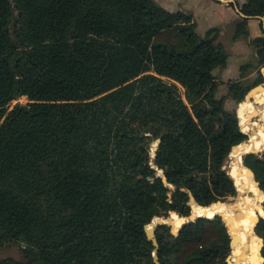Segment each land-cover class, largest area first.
<instances>
[{"label":"trees","instance_id":"trees-1","mask_svg":"<svg viewBox=\"0 0 264 264\" xmlns=\"http://www.w3.org/2000/svg\"><path fill=\"white\" fill-rule=\"evenodd\" d=\"M239 10L234 37L264 16V0ZM218 31L200 35L154 0H0V246L23 244L31 259L0 264H155L146 224L168 210L187 217L189 193L197 207L236 193L224 163L246 135L216 97L213 71L229 57ZM249 44L264 65V36ZM242 78L227 87L237 103L262 80ZM142 133L161 137L166 183ZM243 163L264 192V153ZM249 212L264 238L261 207ZM213 215L176 235L157 226L158 261L228 264L232 237Z\"/></svg>","mask_w":264,"mask_h":264},{"label":"bare ground","instance_id":"bare-ground-1","mask_svg":"<svg viewBox=\"0 0 264 264\" xmlns=\"http://www.w3.org/2000/svg\"><path fill=\"white\" fill-rule=\"evenodd\" d=\"M252 91H250L247 96L251 97ZM236 111L241 129L247 133L248 138L238 146H234L229 154V161L226 169L233 182H236L237 185V194L234 199L227 204H217L218 202L212 203L209 207H197L193 204L194 201L191 200L189 204L190 206L193 204L194 213L192 212L191 214L190 210L189 214L185 215L187 217H182V215L171 211L168 213L167 218L164 216L161 217V221L166 222L173 228H177L180 225L178 228L179 230L188 220H196L202 215L225 214L229 217L230 226L226 220L223 218L222 220L226 222L228 233L235 242L236 239H234V235H236L238 240L236 249L234 251L232 250L231 264H259V261L261 264L262 260L259 254L261 239L254 234V217L249 212V208L252 205H257L258 200L264 198V193L256 186L255 179L252 178L253 175L247 169H245L246 172L251 174L252 177L247 179L244 178L243 171L240 169V158L245 152L257 149L264 150V89L253 91V101L249 99L240 101L239 104H237ZM255 113L258 119L252 121L250 114ZM245 186L250 188L242 190L241 188ZM156 220L157 219L154 218L148 223V226L153 228ZM171 226L170 229L172 233L178 232V230L174 232ZM230 229L234 232V235L230 232ZM234 245L235 243L232 245V248Z\"/></svg>","mask_w":264,"mask_h":264},{"label":"crops","instance_id":"crops-1","mask_svg":"<svg viewBox=\"0 0 264 264\" xmlns=\"http://www.w3.org/2000/svg\"><path fill=\"white\" fill-rule=\"evenodd\" d=\"M170 12L180 11L191 17L195 31L202 35L208 29L217 28V42L227 50L229 62L221 69L226 80L239 75L238 62L249 56L255 57L249 41L264 36V16L250 17L245 27V35L234 37L236 23L244 16L240 10L245 0H154ZM235 64H230V62ZM264 70V68H263ZM264 74V71H263Z\"/></svg>","mask_w":264,"mask_h":264},{"label":"rangeland","instance_id":"rangeland-1","mask_svg":"<svg viewBox=\"0 0 264 264\" xmlns=\"http://www.w3.org/2000/svg\"><path fill=\"white\" fill-rule=\"evenodd\" d=\"M235 30V29H234ZM251 41V40H250ZM249 41V42H250ZM250 45V44H249ZM251 46V45H250ZM251 48L254 50V53H255V49L253 48V46H251ZM226 50V49H225ZM227 51V50H226ZM229 62V58L227 59V63ZM227 63H226V65H227ZM235 64V62H233V59H232V62H230V64ZM259 63H258V57H257V55H256V53H255V57H252V56H249V57H247V58H244V60H242V61H240V62H238V68H239V75H238V77H236V78H232V79H229V80H226L227 78H226V73L221 69L222 67H224V66H221V67H217L214 71H213V74H214V76H215V79H216V81L217 82H219L220 84H219V87H218V90H217V93H216V97L217 98H220V99H222V101H223V108L225 109V110H228V111H236V107H237V102L235 101V100H233L232 98H231V96L229 95V93H228V91H227V87H228V84H229V82H231V81H234V80H238V79H240V75L241 74H243L244 75V78H242V83H244V84H246V85H252V84H254V83H256V81L258 80V78H259V74L261 75V78H262V74H261V70H263V68H264V65H260V66H258V67H255V66H257ZM225 65V66H226ZM246 65H250V68H246V69H241V67H243V66H246ZM264 71V70H263ZM263 80V79H262ZM262 80H261V82H262ZM256 90H259L258 88H256V89H254L253 91H256ZM253 91L251 92V94H252V96L251 97H249V96H247L246 97V99H249V100H251V101H253ZM182 92H183V90H182ZM243 100H244V98H243ZM243 100H241V101H243ZM17 101H19L20 103H26L27 102V99H26V97H21V98H19L18 100H16V101H12L10 104H9V108H11ZM236 114H237V111H236ZM257 117L256 116V113L255 114H250V117ZM237 117H238V114H237ZM255 119H257V118H255ZM238 120H239V117H238ZM239 125H240V123H239ZM240 127H241V125H240ZM146 134V133H145ZM247 134V133H246ZM147 136H149V141H148V144H147V154H149V151H150V146L152 145V143H154V141H155V139H156V137H151L149 134H146ZM248 138V137H247ZM245 141V140H244ZM237 146V145H236ZM251 151H253V150H251ZM255 151V150H254ZM261 151H264V150H261ZM248 152H250V151H248ZM263 153H259V154H257V155H259V156H261ZM246 156V155H245ZM244 156V157H245ZM244 157H243V160H244ZM226 164L224 163V166H225ZM241 167H243V168H241ZM240 169H241V171H243V176H244V178L245 179H247V178H249V177H251V174H249L248 172H246V170L245 169H249V168H247L245 165H244V163H241V161H240ZM157 174H159V175H163V173H162V171L159 169V171H156V175ZM253 178V177H252ZM254 179H255V177H254ZM253 179V180H254ZM256 180V179H255ZM235 183V185H236V182H234ZM256 183V182H255ZM170 186V188L171 189H173L174 188V186H171V185H169ZM236 187H237V185H236ZM247 188H250V187H248V186H245L244 188H241L242 190H244V189H247ZM241 190V191H242ZM259 190H260V188H259ZM261 191V190H260ZM264 193V192H263ZM167 195L168 196H170V192H168L167 193ZM235 195H236V193L234 194V195H229V196H226V197H221V198H219V200L221 201V202H218L217 204H221V203H223V204H227L228 202H231L233 199H234V197H235ZM237 199H238V196H237ZM264 198L263 199H259L258 200V204L257 205H252L251 207H252V211L254 212V208H256V207H261V211L262 212H260V213H262V214H264ZM237 201V200H236ZM263 201V202H262ZM214 203H216V202H214ZM193 204H198V205H200L196 200L193 202ZM193 204H191V206L189 205V201L187 202V206H188V209H190L191 210V207H192V209H193ZM197 206V205H196ZM187 209V210H188ZM189 210V211H190ZM170 211H174V212H176L175 210H168V211H166L165 212V215H167ZM187 212V211H186ZM176 213H178V212H176ZM178 214H180V213H178ZM192 214V213H191ZM215 215L216 216H219V218H220V221L224 224H226V222L229 224V226H230V223H229V217H227L225 214H219L218 215V213L217 214H214L213 216L215 217ZM226 220V222L225 221H223L222 220V217ZM253 216V215H252ZM255 216H256V214H255V212H254V223L256 222L255 221ZM161 217H163V216H161ZM165 218H167L168 217V215L167 216H164ZM213 217V218H214ZM155 218H157V217H155ZM261 218H263V217H261ZM254 226H255V224H254ZM170 231H171V229H170ZM254 231V230H253ZM230 232L234 235V232L230 229ZM254 233H255V231H254ZM256 234V233H255ZM235 237V239H236V242L232 239V245L235 243V245H234V247H233V251L236 249V246H237V237H236V235H234ZM258 246H259V243H258ZM24 247H25V245H23V244H18V243H14V242H6L5 244H3L2 246H0V260L1 259H5V258H13V259H15V260H18V261H20V262H23V263H26V262H31V259L27 256V254L25 253V250H24ZM233 254V253H232ZM35 264V263H34ZM259 264H260V261H259Z\"/></svg>","mask_w":264,"mask_h":264},{"label":"water","instance_id":"water-1","mask_svg":"<svg viewBox=\"0 0 264 264\" xmlns=\"http://www.w3.org/2000/svg\"><path fill=\"white\" fill-rule=\"evenodd\" d=\"M261 74H262V82H260L259 84H257V85H255L253 88H251L246 94H245V96H244V99H246V97H247V94L250 92V91H252L254 88H258L259 90H263L264 89V74H263V70H261ZM237 104H239V103H237ZM255 118H257L258 119V117H251V120L252 121H254L255 120ZM240 127V126H239ZM240 131L242 132V133H244L242 130H241V127H240ZM245 135H246V138H247V134L246 133H244ZM141 135H146L145 133H142ZM246 138L244 139V140H246ZM243 140V141H244ZM242 141V142H243ZM161 142V137H157L156 139H155V141H154V143H152V145L150 146V151H149V154H148V156H149V164H150V166L155 170V172L156 171H159V167L154 163V160H155V155H156V151H157V149H158V146H159V143ZM234 146H232L231 147V149H230V151L232 150V148H233ZM250 153H253V154H259V153H264V151H261V150H259V149H257V150H255V151H250V152H245V153H243L242 155H241V158H240V161L243 163V157L245 156V155H247V154H250ZM229 154H230V152H229ZM229 154H228V156H227V158H226V160H225V166H224V169L227 171V165H228V161H229ZM161 171H162V173H163V170L162 169H160ZM249 171L251 172V174L253 175V178H254V174H253V172L249 169ZM228 173V172H227ZM157 177H161L162 178V180H163V182H165L166 183V178H165V175L163 174L162 176L161 175H159V174H157L156 175ZM255 182H256V186L258 187V188H260L261 189V187H260V183L258 182V181H256L255 180ZM173 189H176V187H174ZM236 192V194H237V190L235 191ZM191 200H193V201H195V199H194V196H193V194L192 193H189V203H190V201ZM264 201V200H263ZM262 201V202H263ZM215 202H221L220 200H217V201H215ZM190 205V204H189ZM188 214V210H187V212H186V215ZM260 218H261V216H258V218L256 219V222H255V225L258 223V221L260 220ZM157 220H156V223L154 224V227L153 228H150L149 226H148V224H146L145 226H144V228H143V230H144V232H145V235H146V237H147V239L149 240V241H151V243L153 244V246H154V252H153V262L155 263V264H161L159 261H158V256L156 255V249H157V247H158V242H157V239H156V237H155V228L157 227V226H159V225H163V224H167L166 222H164V221H161V217H157L156 218ZM190 221H194V220H188L187 222H185L184 224H186V223H188V222H190ZM183 224V225H184ZM168 226H169V224H167ZM182 225V226H183ZM223 229H224V224H223ZM179 231V230H178ZM172 233V232H171ZM178 232H176V233H172V234H177ZM260 239H261V246H260V249H259V254H260V257H261V260H262V262H261V264H263L264 263V257L261 255V250L263 249V247H264V238L263 237H259ZM228 239V238H227ZM229 240V239H228ZM229 244H230V249H231V251H230V253L228 254V256L226 257V262H228V264H231V260H232V250H233V248H232V245H231V242L229 241Z\"/></svg>","mask_w":264,"mask_h":264}]
</instances>
